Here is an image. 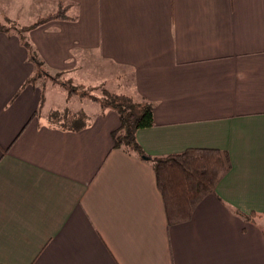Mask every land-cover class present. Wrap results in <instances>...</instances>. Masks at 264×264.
I'll return each instance as SVG.
<instances>
[{"label": "crops", "instance_id": "1", "mask_svg": "<svg viewBox=\"0 0 264 264\" xmlns=\"http://www.w3.org/2000/svg\"><path fill=\"white\" fill-rule=\"evenodd\" d=\"M59 1L68 18L18 33ZM0 25V264H264V0H0ZM52 74L150 102L147 158L113 147L100 101L80 130L51 122ZM187 148L230 167L168 224L149 157Z\"/></svg>", "mask_w": 264, "mask_h": 264}, {"label": "trees", "instance_id": "2", "mask_svg": "<svg viewBox=\"0 0 264 264\" xmlns=\"http://www.w3.org/2000/svg\"><path fill=\"white\" fill-rule=\"evenodd\" d=\"M66 10L67 6L59 1L54 12L39 18L31 26L19 28L18 33L50 19H66ZM0 30H4L2 25ZM23 44L30 50L25 40ZM30 59L40 67V61L33 52H30ZM100 103L104 107L114 109L120 119L119 126L111 131L113 147L133 151L138 156L145 155L136 141L135 134L138 129L154 125L151 103L137 101L123 93H111L109 100H100ZM70 114L66 113L62 120L57 122L60 119L57 113L53 112L49 119L58 126L72 130H80L89 124L76 122L79 119H72ZM149 160L155 174L156 187L163 199L168 224L187 221L195 206L214 191L216 184L230 167L227 153L212 148H187L178 153L150 156ZM254 215L256 214L251 213L244 217L250 219Z\"/></svg>", "mask_w": 264, "mask_h": 264}, {"label": "rangeland", "instance_id": "3", "mask_svg": "<svg viewBox=\"0 0 264 264\" xmlns=\"http://www.w3.org/2000/svg\"><path fill=\"white\" fill-rule=\"evenodd\" d=\"M7 23L10 24V27H13V24L10 21H7ZM45 73L46 72H44L42 69H39L33 79L39 83H43L45 80ZM50 76L54 78L58 84L61 83L60 85L63 87L58 96L56 93L54 94L56 100H59L57 102L59 106L56 110H54L59 117L58 119H60L57 122L61 121L63 116L69 112L71 113L70 117H72V119H79V121L74 120L76 122H91L95 116L93 115L95 109L91 107L92 103L90 104V102L93 100H109L111 93L114 92H112L108 86H105V83H107V85H114L116 83L114 77L107 78L106 76H102L90 84L78 83L77 81H73L72 79L60 74H52ZM127 79H129L128 76ZM125 83L129 84L130 82L125 80ZM48 93H50V91L46 90V94ZM79 101L82 103L79 104ZM89 104L91 109H89ZM102 106L103 105L100 103L98 106H96V108H101Z\"/></svg>", "mask_w": 264, "mask_h": 264}, {"label": "water", "instance_id": "4", "mask_svg": "<svg viewBox=\"0 0 264 264\" xmlns=\"http://www.w3.org/2000/svg\"><path fill=\"white\" fill-rule=\"evenodd\" d=\"M142 158L146 159L147 157L146 156H142Z\"/></svg>", "mask_w": 264, "mask_h": 264}]
</instances>
